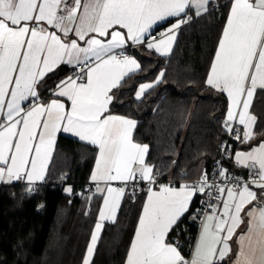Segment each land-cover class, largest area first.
<instances>
[{
    "label": "snow or ice",
    "instance_id": "1",
    "mask_svg": "<svg viewBox=\"0 0 264 264\" xmlns=\"http://www.w3.org/2000/svg\"><path fill=\"white\" fill-rule=\"evenodd\" d=\"M222 7L228 9L226 21L205 83L227 96L225 132L250 143L257 123L250 109L257 90L264 91V0L222 5L216 0H0V182L25 181L26 193L36 192L60 132L95 146L90 181L102 205L83 264H91L104 223L116 222L126 189L131 186L134 197L142 182L147 198L125 264H225L228 257L230 264H264V140L234 157L226 141L221 145L237 166L248 169L247 179L231 177L234 183L213 186L205 171L196 183L159 184L154 190L158 172L146 161L149 145L133 139L137 121L109 111L113 89L141 67L125 51L129 43L168 56L178 30L192 19L189 9L200 17ZM170 17L176 20L161 38H147L153 25ZM63 65L72 66V74L48 89L45 78ZM164 76L161 71L155 81L140 84L135 98ZM41 87L51 93L46 100ZM228 172L219 167L222 180L229 179ZM114 181L122 186L113 187ZM213 189L222 207L210 203L211 211L203 212L186 258L169 234L186 214L196 218L201 210L190 211L194 197L206 190L211 196ZM245 217L246 230L238 232Z\"/></svg>",
    "mask_w": 264,
    "mask_h": 264
},
{
    "label": "trees",
    "instance_id": "2",
    "mask_svg": "<svg viewBox=\"0 0 264 264\" xmlns=\"http://www.w3.org/2000/svg\"><path fill=\"white\" fill-rule=\"evenodd\" d=\"M216 2L222 5L228 0ZM227 11L212 9L200 17L188 11L192 19L180 28L168 56L149 50L146 44L129 48L141 69L113 89L110 113L137 120L134 140L149 145L146 161L164 181L180 184L210 172L227 137L222 121L228 99L205 83ZM69 69L62 66L50 73L45 78L47 88L67 77ZM161 71L162 82L137 100L138 85L155 81ZM40 92L44 99L51 95L44 87ZM251 112L257 117L255 138L263 139L264 91L257 90ZM233 142L232 156L240 147L239 141ZM96 156L95 146L60 134L46 178L35 185L36 192L26 193L24 182L0 184V264H83L102 204L90 184ZM225 162L231 170L237 169L229 156ZM69 186L72 194L64 191ZM132 192L126 189L116 222L104 225L91 264H125L147 195L135 190L133 197ZM199 199L198 194L191 208Z\"/></svg>",
    "mask_w": 264,
    "mask_h": 264
},
{
    "label": "built area",
    "instance_id": "3",
    "mask_svg": "<svg viewBox=\"0 0 264 264\" xmlns=\"http://www.w3.org/2000/svg\"><path fill=\"white\" fill-rule=\"evenodd\" d=\"M158 36V33H154L150 35V39H156ZM133 47V45L128 46L125 51L127 52L128 55H131V53L129 52V48ZM120 50H117V52H119ZM72 67L69 69V75L72 74ZM68 75V76H69ZM233 138L227 134V137L223 139V141L220 143V151H219V155L217 157V159L215 160L212 170L210 172H207L208 174V183L210 185L213 186H218L221 184H231L234 183V181L231 179V177H243L245 179H247V173H248V169L245 168H241V167H237V169L235 170H231L230 168H228L225 165V161L228 158V154H226L224 151H222L221 145L223 142H227L228 145H230V153H232L233 151ZM220 162L219 166L217 165V162ZM222 166L223 168H227L229 170L228 175H229V179L228 180H222V178L219 176V167ZM158 172V176H157V184H169L171 183L172 185H178L176 183L175 180H162L161 178V172L160 171H155ZM205 172V171H204ZM200 179V177L193 179V180H189V181H181V183H196L198 180ZM23 182V181H20ZM0 184H5V183H0ZM91 187H93L94 189H96V184L92 183L90 181ZM147 183L146 182H142L140 183L137 188L135 190L137 191H145L147 192ZM129 188L131 190H133L131 188V186H129ZM216 195L217 193L215 192V190H212V195L209 196L207 194V190H206V194L204 195H200V199L199 202L192 208H190V211L195 213L197 209H200V213L196 215L195 219H191L188 217V215L186 214L184 218H182L181 222L175 227V229L170 233V241L173 243H177L180 245V250L182 252V254L186 257V258H190V254L192 251L193 246L196 243V239L199 235V232L201 230V221L204 219L203 216V212L204 211H211V209L208 207V205L210 203L212 204H217V206L219 207L221 204L219 203V201L216 200ZM203 202V203H202Z\"/></svg>",
    "mask_w": 264,
    "mask_h": 264
},
{
    "label": "crops",
    "instance_id": "4",
    "mask_svg": "<svg viewBox=\"0 0 264 264\" xmlns=\"http://www.w3.org/2000/svg\"><path fill=\"white\" fill-rule=\"evenodd\" d=\"M216 1H218V0H216ZM191 10V12L192 13H194L195 14V10L194 9H189L188 11H190ZM189 15H191V14H189ZM175 20H176V18H174V17H170V18H167L166 20H164V21H160V22H158L157 24H155V25H153V27L150 29V35L151 34H154V33H158V36H157V38L156 39H159V38H161V36H160V34L161 33H164V32H166L167 31V29L171 26V24L172 23H174L175 22ZM183 26V25H182ZM181 26V27H182ZM180 30V29H179ZM179 30H178V32H177V35H176V39H177V36H178V33H179ZM150 35L147 37L148 39H150L149 37H150ZM103 39V38H102ZM175 42H176V40H175ZM175 42H174V44H175ZM81 44L83 45V42H81ZM174 44H173V47H174ZM129 46H131V44L129 43ZM133 46H135V45H133ZM173 47H172V50H173ZM119 50V49H118ZM117 51V50H116ZM172 52V51H171ZM157 54H159V53H157ZM171 54V53H170ZM169 54V55H170ZM160 55V54H159ZM131 56H133L137 61H138V63L140 64V66H141V63H140V61H139V59L135 56V55H133V54H131ZM63 66H66L67 68H71L72 66H70V65H63ZM62 67V66H61ZM61 67H59L58 69H60ZM57 69V70H58ZM140 69H141V67H140ZM139 69V70H140ZM56 70V71H57ZM139 70H137V71H139ZM137 71H134V72H137ZM131 73H133V72H131ZM131 73H129V74H131ZM128 74V75H129ZM126 77V76H125ZM66 78V77H65ZM64 79V78H63ZM151 82H153V81H151ZM144 83H150V82H144ZM141 84H143V83H141ZM140 85V84H139ZM139 85H138V87H137V89H136V91L138 90V88H139ZM215 89V88H214ZM150 90V89H149ZM148 90V91H149ZM217 90V89H216ZM136 93V92H135ZM225 94V93H224ZM145 95V94H144ZM226 95V94H225ZM144 97V96H143ZM142 97V98H143ZM227 97V96H226ZM255 97V96H254ZM41 98H42V100H46V99H44V96H42L41 95ZM141 98V99H142ZM63 99V98H62ZM254 100V99H253ZM229 103V102H228ZM253 103V102H252ZM228 108V107H227ZM250 111H251V109H250ZM227 112V111H226ZM113 115H118V114H113ZM118 116H123V115H118ZM226 116V115H225ZM126 117V116H125ZM128 118H131V117H128ZM131 119H134V118H131ZM134 120H136V119H134ZM137 121V120H136ZM254 128H255V126H254ZM134 132H135V130H134ZM60 134H65V135H69V136H72V137H74V138H77V139H79L78 137H75V136H73L72 134H70V133H64V132H60V133H58L57 134V138H58V136L60 135ZM57 138H56V141H57ZM133 139H134V133H133ZM262 140H264V138L263 139H260V140H257L256 138H254L250 143H240V147H238L237 149H236V151H245V152H247V151H249L251 148H253V147H256V146H258L259 145V143L262 141ZM87 143V142H86ZM56 145V144H55ZM54 149H55V147H54ZM235 151V152H236ZM53 152H54V150H53ZM234 152V153H235ZM97 153H98V149H97ZM234 153H233V157H234ZM52 156H53V154H52ZM147 158V157H146ZM233 160V163H234V159H232ZM51 162V161H50ZM50 162H49V164H50ZM234 165H235V167H239V166H237L235 163H234ZM48 167H49V165H48ZM94 168H95V164H94ZM94 168H93V170H94ZM242 168V167H241ZM93 170H92V172H93ZM47 171H48V169H47ZM47 174V173H46ZM45 178H46V176H45ZM15 182H20V181H14V182H12V183H15ZM24 183H26L25 181H23ZM40 182H43V181H38V182H36V184L37 183H40ZM0 183H2V182H0ZM92 183H94V182H92ZM5 184H11V183H5ZM95 184V183H94ZM112 186L113 187H121L122 185H121V183L120 182H118V181H114V182H112ZM173 186H176V187H179V185H173ZM101 187H104V185H103V183H101ZM154 187V190H158V185H154L153 186ZM257 191H259V190H257ZM124 198V197H123ZM123 198H122V200H121V204H122V201H123ZM146 198H147V195H146ZM195 198V197H194ZM194 200V199H193ZM145 201H146V199H145ZM255 203V202H254ZM121 204H120V206H121ZM102 205V204H101ZM192 206V205H191ZM253 205H248V207L250 208V207H252ZM219 207H222V205H220ZM120 209V208H119ZM245 211H247V208L245 209ZM118 212H119V210H118ZM117 215H118V213H117ZM117 218V217H116ZM97 222V221H96ZM107 222H110V221H106L105 223H104V225L107 223ZM247 223H248V218L247 217H245L244 218V224H242L241 226H240V228L237 230L238 232H243V231H245L246 230V227H247ZM95 226V225H94ZM104 228V227H103ZM93 230H94V228H93ZM103 230V229H102ZM93 232V231H92ZM101 233H102V231H101ZM171 233V232H170ZM100 236H101V234H100ZM169 237H170V234H169ZM233 240H235V237L233 238ZM99 241V240H98ZM169 241H170V239H169ZM171 242V241H170ZM89 243H90V241H89ZM98 244V243H97ZM96 247H97V245H96ZM235 248H236V245H235V243H233V249L235 250ZM95 250H96V248H95ZM181 251V250H180ZM94 253H95V251H94ZM182 253V252H181ZM86 255V254H85ZM183 255V254H182ZM85 257V256H84ZM93 257H94V254H93ZM93 257H92V259H93ZM226 261H231V257H228V258H226ZM91 262H92V260H91Z\"/></svg>",
    "mask_w": 264,
    "mask_h": 264
},
{
    "label": "rangeland",
    "instance_id": "5",
    "mask_svg": "<svg viewBox=\"0 0 264 264\" xmlns=\"http://www.w3.org/2000/svg\"><path fill=\"white\" fill-rule=\"evenodd\" d=\"M186 183V182H185ZM181 184H183V183H181ZM178 185H180V184H178Z\"/></svg>",
    "mask_w": 264,
    "mask_h": 264
}]
</instances>
